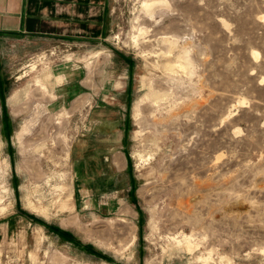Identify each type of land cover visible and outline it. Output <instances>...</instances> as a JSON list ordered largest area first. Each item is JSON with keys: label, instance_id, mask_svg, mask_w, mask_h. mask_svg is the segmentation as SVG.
<instances>
[{"label": "rangeland", "instance_id": "rangeland-1", "mask_svg": "<svg viewBox=\"0 0 264 264\" xmlns=\"http://www.w3.org/2000/svg\"><path fill=\"white\" fill-rule=\"evenodd\" d=\"M144 1L104 40L0 38V264H264V0ZM124 87L133 181L85 198L72 141Z\"/></svg>", "mask_w": 264, "mask_h": 264}, {"label": "crops", "instance_id": "crops-1", "mask_svg": "<svg viewBox=\"0 0 264 264\" xmlns=\"http://www.w3.org/2000/svg\"><path fill=\"white\" fill-rule=\"evenodd\" d=\"M114 22L111 0H0V38L104 40ZM125 87L91 105L69 157L77 192L99 198L128 188L131 120Z\"/></svg>", "mask_w": 264, "mask_h": 264}, {"label": "bare ground", "instance_id": "bare-ground-1", "mask_svg": "<svg viewBox=\"0 0 264 264\" xmlns=\"http://www.w3.org/2000/svg\"><path fill=\"white\" fill-rule=\"evenodd\" d=\"M165 5H168V2L166 1V0H145L144 2H143V7L146 9V12L147 13H151V12H153L154 13V11H155V8L156 7H162V6H164L165 7ZM157 11V10H156ZM155 11V12H156ZM152 14V13H151ZM140 31L141 30H143V27H139L138 28ZM176 41V40H175ZM260 53H259V51H257V50H254L253 51V55L255 56V57H257L258 55H259ZM69 55V54H68ZM70 57V56H69ZM188 60V59H187ZM170 65V64H169ZM171 67V66H170ZM193 70V69H192ZM51 76H52V73L50 72V70H45L43 73H42V77L47 81H45V82H43L42 81V79L41 78H39V77H37L36 78V80H37V82H39L43 87H47V85L46 84H52V81H51ZM62 79V75H58V77H57V82L58 81H60ZM64 79V78H63ZM56 81V80H55ZM48 84V85H49ZM17 92V91H16ZM17 95H19L18 93H16ZM16 94H14V95H12L11 97H10V100H15L16 98H17V95ZM12 101V102H13ZM144 103V98H140L136 103H134V111H135V115H136V117H139V115H140V111H141V106H142V104ZM13 104V103H12ZM27 129H28V125H27V122H23L22 124H21V127H19L16 131H15V137L17 138V140L19 139H21V137H22V135L27 131ZM140 162H141V159H142V155L139 153V152H137V153H135V155H134ZM4 163H5V165L6 166H9L10 164V162H8V160H7V158H4ZM139 161H138V163H139ZM22 184V183H21ZM28 188V187H27ZM26 190H28V189H26ZM30 190V189H29ZM31 192V191H30ZM26 194L28 195V193L26 192ZM3 197V196H2ZM27 198V197H26ZM29 200V199H28ZM28 202V201H27ZM29 204H31V203H29ZM34 207H35V205H34ZM152 227V226H151Z\"/></svg>", "mask_w": 264, "mask_h": 264}]
</instances>
